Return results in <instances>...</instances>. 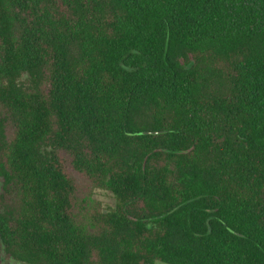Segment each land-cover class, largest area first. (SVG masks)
<instances>
[{
  "label": "trees",
  "instance_id": "trees-1",
  "mask_svg": "<svg viewBox=\"0 0 264 264\" xmlns=\"http://www.w3.org/2000/svg\"><path fill=\"white\" fill-rule=\"evenodd\" d=\"M0 252L264 264V0H0Z\"/></svg>",
  "mask_w": 264,
  "mask_h": 264
},
{
  "label": "rangeland",
  "instance_id": "rangeland-1",
  "mask_svg": "<svg viewBox=\"0 0 264 264\" xmlns=\"http://www.w3.org/2000/svg\"><path fill=\"white\" fill-rule=\"evenodd\" d=\"M92 198L95 200L100 201L105 207L112 206L114 203V198L111 194L104 192V191H94ZM0 264H21L11 259L5 258V256L0 252ZM154 264H167L161 261H155Z\"/></svg>",
  "mask_w": 264,
  "mask_h": 264
},
{
  "label": "water",
  "instance_id": "water-1",
  "mask_svg": "<svg viewBox=\"0 0 264 264\" xmlns=\"http://www.w3.org/2000/svg\"><path fill=\"white\" fill-rule=\"evenodd\" d=\"M150 133H152V132H150Z\"/></svg>",
  "mask_w": 264,
  "mask_h": 264
}]
</instances>
